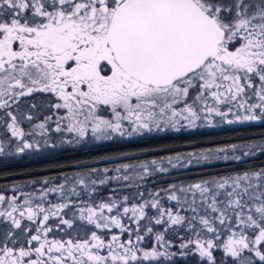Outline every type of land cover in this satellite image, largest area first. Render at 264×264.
Listing matches in <instances>:
<instances>
[{"label":"snow or ice","instance_id":"6c2138e0","mask_svg":"<svg viewBox=\"0 0 264 264\" xmlns=\"http://www.w3.org/2000/svg\"><path fill=\"white\" fill-rule=\"evenodd\" d=\"M256 122L264 0H0V154L5 143L16 155L57 147L53 132L79 145ZM257 147L264 153L231 144L168 163L239 162ZM129 169L141 180L168 171L155 159L122 164L99 184L109 171L128 181ZM69 181L72 196L96 191L76 175L38 196L0 194V264H264V168L81 206L65 194ZM58 192L61 202L46 200Z\"/></svg>","mask_w":264,"mask_h":264},{"label":"trees","instance_id":"16d2710c","mask_svg":"<svg viewBox=\"0 0 264 264\" xmlns=\"http://www.w3.org/2000/svg\"><path fill=\"white\" fill-rule=\"evenodd\" d=\"M25 127L27 128V125ZM6 135L0 129V141H5ZM58 137L59 134L51 133V142L58 146L42 148L39 153L16 155L14 147L5 143V153L0 154V194L18 195V192L13 193L12 191L13 188H18L23 192L38 196L46 188L65 183L66 177L80 175L97 181L94 186L96 191L92 192L91 196L77 186V190L81 193L79 197L71 195L72 182L66 183L65 194L81 206L82 202H99L109 196L122 198L128 195L131 199L137 196L138 191H143L147 196L148 193L167 188L171 184L186 186L203 179L235 176L264 168V153L259 151V147L254 149L256 155L243 158L239 162L221 160L212 164H197L193 161L189 167L179 166L180 162H177L178 167L176 168H172L168 163L169 157H175L177 154L187 157V153L196 152L198 154L201 149L207 147L231 144L262 145L264 144V122L234 125L220 123L213 128L203 127L195 130H182L178 133L145 134L130 139L115 138L100 143L85 142L79 145H61ZM8 152L13 154L8 155ZM236 154L241 155L242 153L238 151ZM153 159L168 171L157 172L141 180L136 174L140 171L139 169H129L128 173H123L129 175L128 181L111 179L113 176L122 174L109 171L107 173L108 182L104 185L99 184V180L105 178L104 168L114 170L122 164L138 165ZM183 162L187 163V160ZM93 168L97 169V172H91ZM44 180H48L49 183L44 184ZM138 185L139 188H137ZM89 187L91 188L92 185L89 184ZM60 195L59 192L49 193L46 200L59 203L61 202ZM79 223L77 220V224ZM2 228L3 225H0V229ZM221 255L222 253H217L218 258ZM174 264H199V257L178 255L174 258Z\"/></svg>","mask_w":264,"mask_h":264},{"label":"rangeland","instance_id":"374dc122","mask_svg":"<svg viewBox=\"0 0 264 264\" xmlns=\"http://www.w3.org/2000/svg\"><path fill=\"white\" fill-rule=\"evenodd\" d=\"M218 119V118H217ZM116 138H120V137H116Z\"/></svg>","mask_w":264,"mask_h":264}]
</instances>
